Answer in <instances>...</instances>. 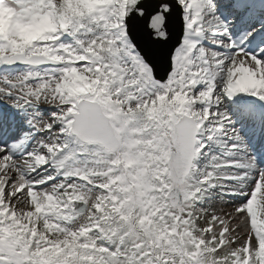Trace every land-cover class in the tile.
<instances>
[{
  "label": "snow or ice",
  "instance_id": "obj_1",
  "mask_svg": "<svg viewBox=\"0 0 264 264\" xmlns=\"http://www.w3.org/2000/svg\"><path fill=\"white\" fill-rule=\"evenodd\" d=\"M0 264H264V0H0Z\"/></svg>",
  "mask_w": 264,
  "mask_h": 264
},
{
  "label": "water",
  "instance_id": "obj_2",
  "mask_svg": "<svg viewBox=\"0 0 264 264\" xmlns=\"http://www.w3.org/2000/svg\"><path fill=\"white\" fill-rule=\"evenodd\" d=\"M138 39H140L141 43L143 44V38L142 37H138Z\"/></svg>",
  "mask_w": 264,
  "mask_h": 264
}]
</instances>
